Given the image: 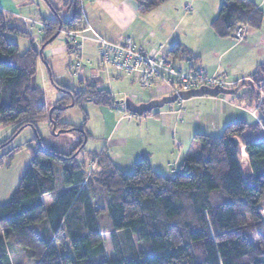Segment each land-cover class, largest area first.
<instances>
[{"label":"trees","instance_id":"trees-1","mask_svg":"<svg viewBox=\"0 0 264 264\" xmlns=\"http://www.w3.org/2000/svg\"><path fill=\"white\" fill-rule=\"evenodd\" d=\"M61 1L71 18L63 21L54 10V17L43 19V47L60 34L57 28L81 27L80 0ZM136 1L143 8L155 4ZM262 22L263 13L251 0H222L211 27L223 38L232 37L239 24L258 29ZM8 31L0 9V122L18 124L21 130L48 115L55 130H75L79 142L68 154L39 146L31 156L9 201L0 205V264H11L8 242L26 250L35 264H264V218L258 211L264 201L263 132L237 120L227 124L221 136L196 133L199 151L187 155L171 175L154 171L145 156L125 173L105 153L92 156L98 160L89 173L90 167L76 160L87 133L57 119L71 103L88 100L113 108L116 101L93 83L77 91L62 86L49 115L35 82L42 53L33 44L20 53L17 44L7 41ZM184 52L179 44L167 51L173 61ZM249 79L225 88L235 89L232 100L255 109L264 127V98L258 101L264 93V64ZM232 137L244 146L249 175ZM54 162L62 168L59 184ZM44 195L52 199L50 204L42 200ZM103 213L110 219L104 230L98 222ZM105 232L112 258L103 256ZM134 239L143 250L135 247Z\"/></svg>","mask_w":264,"mask_h":264},{"label":"crops","instance_id":"crops-1","mask_svg":"<svg viewBox=\"0 0 264 264\" xmlns=\"http://www.w3.org/2000/svg\"><path fill=\"white\" fill-rule=\"evenodd\" d=\"M150 1L155 4L143 8L136 0H80V9L87 25L111 42L117 43L129 38L145 53L154 52L159 45L167 52L179 44L185 54L178 61L193 59L208 74L225 78L229 82L248 79L258 65L264 64V0H251L262 11L263 22L258 29L247 28L239 43H234L231 36L219 37L211 27L222 0ZM45 2L47 9L41 12L40 4L36 0H0V9L4 15L9 13L17 20L8 17L7 23L11 29L8 32L28 39V45L25 42L23 44L24 51L19 52L24 53L33 44L42 53L43 59L38 60L37 69L41 61L45 62L46 58L56 51L49 44L60 35L46 46H41L44 39L43 19L54 17L56 15L54 10H57L58 14V8L53 2L50 0ZM18 3L23 7L19 8ZM186 6H189L188 11L185 10ZM35 10L34 15L37 18L24 14L33 13ZM58 16L60 17L59 14ZM70 18L71 14L67 18L60 17L63 21ZM18 41L12 43L17 44L19 49ZM21 41L23 42V39ZM83 48L85 57L95 56L91 43L85 42ZM66 49L71 55L68 45ZM64 50L65 48L61 52L65 55ZM104 76V79L99 78L88 68H84L79 83L84 86L93 83L98 88L108 91L112 97L111 85L114 82L126 78L131 85L137 84L132 78L110 69ZM143 90L130 95L123 91L125 93L123 97L125 99L130 97L135 103H145L170 96L166 92L168 89L159 84ZM117 98L113 97L114 100ZM177 106L171 108L165 104L138 118L130 119H127L123 112L122 117L128 120L124 124L119 120H112L109 125L104 122L100 131L103 147H96L95 149L100 150L93 152L91 157L105 153L115 167L122 172L130 173L135 161L145 156L154 171L171 175L187 155L199 151L200 144L194 140L196 133L216 136L227 124L237 120H243L256 128L252 110L235 103L229 94L217 97L207 95L191 97L181 101ZM214 132L217 134H213ZM237 140L241 166L249 175L251 169L244 146L239 139ZM42 200L45 204L52 201L48 195L42 196Z\"/></svg>","mask_w":264,"mask_h":264},{"label":"rangeland","instance_id":"rangeland-1","mask_svg":"<svg viewBox=\"0 0 264 264\" xmlns=\"http://www.w3.org/2000/svg\"><path fill=\"white\" fill-rule=\"evenodd\" d=\"M36 1H38L40 4L41 12L46 11L47 8L45 5H47V3L45 0ZM50 1L54 3L56 8H58V14L60 17L67 18L70 16L71 10H67L66 6L63 5V1ZM18 7L22 8L23 6L18 3ZM24 14L37 18V16L34 15L36 14V10L33 13ZM8 17H12L14 21H17L15 20L16 18H14L11 14L6 13V21ZM6 39L8 42H15V40H19L18 44L20 52L24 51V42L27 45L29 43L28 39L24 36L11 34L9 32H6ZM22 39L23 42L21 41ZM66 45L67 44L64 36L60 34L49 44V46L55 48L56 51H53L54 53L47 57L45 62L40 60L41 63L36 71L35 82L43 92L42 102L45 104L48 113L49 110L55 106L57 99L60 97L62 93V86L76 91L85 87L79 83L78 77L70 73L68 69V63L72 59V52L71 55L67 53ZM63 48H65V55L61 52ZM93 48L95 51L94 46ZM91 59H95V56H93ZM99 78H105L103 72H100ZM54 82H56V84ZM159 86L167 88V94L170 96L172 95L169 87L166 84L160 83ZM140 90H143V88L139 87L137 84L131 85L128 80L124 78L118 82H114L111 85L113 97L119 98V100L118 98L115 99L117 106L116 109L108 106L103 107L102 105H97L94 102L87 100L82 101L79 105H71V103L60 113L57 119L58 122L70 125V128L76 129L78 131H85L88 135L84 142L83 150L78 155V161L80 163H84L85 168H89V163L93 161L94 166L91 171L95 169V162L98 160V158L95 159V157H91V154L100 150L95 149L96 147H103V144L101 145L103 141L100 136V131L104 125V122L107 125H109L112 120L122 121L121 123L123 124L128 122L126 118L122 117L123 112L131 114L133 118L139 117L135 115L133 116L132 113L127 111L124 107V104H121V101L125 99V97H123V94H125L123 91L128 92L130 95L134 92H140ZM143 91L146 90L144 89ZM126 98L131 99L130 97ZM119 103L120 105H118ZM178 103L180 104L181 101H176L172 104L166 105L174 108L175 105L178 107ZM17 126L18 124L9 125L0 122V205L9 201L30 163L31 156L35 153L39 146L62 154H68L72 152L79 142V138L75 131H71L70 129L66 131H62L61 129L53 130V123L51 122V119L48 117V115H46L44 118L34 120L33 125L24 127L21 130H17ZM222 133L223 130L220 131L219 135L216 136H221ZM213 134L217 133L214 132ZM56 163L57 162H54L52 165L57 184H59L58 182L60 181L62 175V168ZM88 172L90 173V168ZM89 176L90 174L87 175V177ZM88 182L89 180L86 183L88 184ZM96 196L99 197L100 192H97ZM97 202H100L98 198ZM261 207L264 208V204ZM259 210H261L260 207L258 211ZM262 213H264V209L262 210ZM262 217L264 218V215ZM98 222L100 226H103V230L105 228L108 229L110 219L107 213L100 214L98 217ZM104 234L103 256L106 258H112L114 255L110 243L109 233L105 232ZM134 242L137 249H144L142 243L138 242L137 240ZM8 249L11 264H35L34 259L29 256L26 250L12 245L11 242H8Z\"/></svg>","mask_w":264,"mask_h":264},{"label":"built area","instance_id":"built-area-1","mask_svg":"<svg viewBox=\"0 0 264 264\" xmlns=\"http://www.w3.org/2000/svg\"><path fill=\"white\" fill-rule=\"evenodd\" d=\"M189 10V6L185 7ZM247 30V26L239 24L232 32L234 43H239ZM57 32L64 36L66 44L72 52V59L68 63L70 73L82 77V70L88 68L94 76L100 77V72L107 75V70H113L132 78L141 88L149 89L160 83L166 84L172 95L182 101L179 94L184 91L198 89L200 87H230L236 82H229L225 78L208 74L204 68L197 65L193 59L186 58L180 61H173L162 45H159L154 52L145 53L136 47L129 38L121 42H111L95 33L82 18L80 29L66 30L57 29ZM91 43L95 47V60L84 56V43ZM251 81V79H247ZM264 98V93L259 95V103ZM258 103V104H259ZM252 115L255 119L256 129L264 133V127L258 119L255 109ZM180 114V110H178ZM127 119L131 114L125 113ZM90 169L93 168V161L90 162ZM259 212L263 216L261 207Z\"/></svg>","mask_w":264,"mask_h":264},{"label":"water","instance_id":"water-1","mask_svg":"<svg viewBox=\"0 0 264 264\" xmlns=\"http://www.w3.org/2000/svg\"><path fill=\"white\" fill-rule=\"evenodd\" d=\"M57 34H55L51 39L48 40L46 44H48L51 40H53ZM235 89H230V88H225L221 86H214V87H200L198 89H192L189 91H184L179 94V98L181 100H186L191 97H197V96H212V97H217L219 95H226V94H233ZM178 97L176 95H171L167 97H163L158 100H151L145 103H135L133 100L126 98L123 101H121L124 104V107L127 111H129L132 114H135L137 116H142L144 113H149L151 112L154 108H159L165 104H172L176 102ZM73 105V104H71ZM51 109L49 110V115H50ZM53 123V130H55V125L54 121L51 120ZM231 142L234 145V148L240 153V147L238 144V140L235 137H232Z\"/></svg>","mask_w":264,"mask_h":264},{"label":"bare ground","instance_id":"bare-ground-1","mask_svg":"<svg viewBox=\"0 0 264 264\" xmlns=\"http://www.w3.org/2000/svg\"><path fill=\"white\" fill-rule=\"evenodd\" d=\"M213 29V28H212ZM42 44V43H41ZM87 85V84H86ZM259 95V94H258ZM111 97V96H110ZM263 106V105H262ZM52 112V111H51ZM53 119V118H52ZM58 128V127H57ZM70 128V127H69ZM75 131V130H74ZM79 133H80V131H79Z\"/></svg>","mask_w":264,"mask_h":264}]
</instances>
